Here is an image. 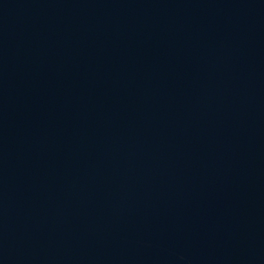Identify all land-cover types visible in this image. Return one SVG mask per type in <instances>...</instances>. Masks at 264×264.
Returning <instances> with one entry per match:
<instances>
[{
  "label": "water",
  "instance_id": "obj_1",
  "mask_svg": "<svg viewBox=\"0 0 264 264\" xmlns=\"http://www.w3.org/2000/svg\"><path fill=\"white\" fill-rule=\"evenodd\" d=\"M0 264H264V0H0Z\"/></svg>",
  "mask_w": 264,
  "mask_h": 264
}]
</instances>
